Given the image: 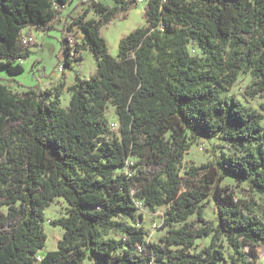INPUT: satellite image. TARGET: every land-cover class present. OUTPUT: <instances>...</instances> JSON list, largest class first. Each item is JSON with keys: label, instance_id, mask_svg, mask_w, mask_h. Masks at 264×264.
I'll list each match as a JSON object with an SVG mask.
<instances>
[{"label": "trees", "instance_id": "16d2710c", "mask_svg": "<svg viewBox=\"0 0 264 264\" xmlns=\"http://www.w3.org/2000/svg\"><path fill=\"white\" fill-rule=\"evenodd\" d=\"M74 1L0 0V70L24 72L34 45L24 42V30L32 28H61L66 68L83 62V51L97 64L94 76L77 75L69 87L62 81L19 94L0 84V208H8L0 214V264H257L264 115L227 93L249 74L246 96L264 100V0H147L146 25L120 40L117 58L102 28L127 19L139 0ZM77 32L83 41L72 45ZM191 44L203 55H193ZM110 105L118 132L107 119ZM198 136L219 139L229 151L184 168ZM227 175L248 186V197L222 185ZM58 198L69 207L51 224L63 238L39 260L45 210ZM138 203L167 208L158 243L118 222L143 221ZM210 204L216 226L205 215ZM205 238L210 244L200 248Z\"/></svg>", "mask_w": 264, "mask_h": 264}, {"label": "rangeland", "instance_id": "374dc122", "mask_svg": "<svg viewBox=\"0 0 264 264\" xmlns=\"http://www.w3.org/2000/svg\"><path fill=\"white\" fill-rule=\"evenodd\" d=\"M78 1L79 0H75L73 4ZM97 2L110 6L115 5V0H97ZM146 2L147 0H139L138 6L130 11L127 19H117L102 28V36L106 39L109 52L114 58L118 56L120 40L129 35L136 28L146 25L144 19ZM73 4L67 7L65 11L67 14L72 12ZM80 11L81 8L76 10L74 15H77ZM89 18L98 19V16L95 13H91ZM24 33L25 39L28 40L32 38V42L34 43V45L30 47L31 54L29 58L22 61L24 72L18 75H10L6 70H0V84L7 86L13 92L22 94L30 88L41 89L44 87V84H46L45 88L48 89L58 85L62 81H67L66 83H68L69 87L75 83L77 75L83 80H89L96 74V60L88 51L82 52L83 62L74 63L73 69L65 67L67 42L60 27L50 32H43L37 28H32L30 30H24ZM82 41V34L77 32L73 38L72 45ZM189 49L193 55H203L201 49L195 44H191ZM61 66L64 67V73L59 71ZM251 82L252 77L249 74H242L237 85L227 94L236 96L245 106L258 110L264 115V108L262 107L264 100L260 97L251 99L245 94V88L250 85ZM70 99L71 94L65 90L61 96V106L65 109L68 108ZM107 119L109 124L118 123L115 108L111 105L107 112ZM115 131L118 132L117 129ZM191 141L192 147L183 159L182 165L184 168L201 166L216 159H221L222 153L224 151H229L228 149H224V143L216 138L198 136L192 138ZM222 185L234 189L239 197L246 198L249 195L248 186L243 184L238 187L234 179L229 175L226 176ZM252 198L258 203H261V197L257 193H254ZM68 207V203L63 198H58L50 208L45 210L46 221L44 223V228L47 235V242L44 250L38 253L39 259L49 251L58 249V242L62 240L64 230L61 227L52 226L51 221L66 216V209ZM138 207V214L144 216L143 221L118 218V222L127 227L143 228L147 233V241L149 243H158L167 231L162 228L167 208L160 207L155 211H150L145 209L142 203H138ZM7 212V207L0 208V214H6ZM205 215L215 226L218 225L217 215L212 204L205 209ZM110 237L113 239H121L123 235L121 233L111 232ZM198 244L200 248L206 247L210 244V238L198 240ZM226 252L230 253V250ZM257 253L259 258L257 264H264V245L257 247ZM83 264H100V262L96 259H86Z\"/></svg>", "mask_w": 264, "mask_h": 264}, {"label": "built area", "instance_id": "2783aa9c", "mask_svg": "<svg viewBox=\"0 0 264 264\" xmlns=\"http://www.w3.org/2000/svg\"><path fill=\"white\" fill-rule=\"evenodd\" d=\"M93 1H96V0H93ZM27 41L30 42V41H33V39H32V38H30V39H28V40H27V39H24V42H27ZM59 71L64 73V67L61 66V67L59 68ZM111 126H112V128L115 129V130H116V129L118 130L119 127H120L119 123H113ZM40 259H41V258H40ZM40 259H39V260H40Z\"/></svg>", "mask_w": 264, "mask_h": 264}, {"label": "crops", "instance_id": "0c3cea01", "mask_svg": "<svg viewBox=\"0 0 264 264\" xmlns=\"http://www.w3.org/2000/svg\"><path fill=\"white\" fill-rule=\"evenodd\" d=\"M30 30V29H29ZM67 82V81H66ZM48 84V83H47ZM73 85V84H72ZM45 86H46V84H44V87H42L40 90L41 91H45V90H48V89H51V87L50 88H45ZM71 86V85H70ZM54 87V86H53ZM67 87H68V83H67Z\"/></svg>", "mask_w": 264, "mask_h": 264}]
</instances>
